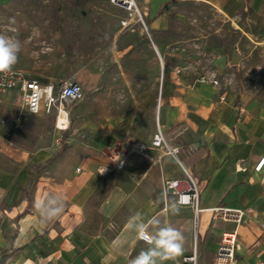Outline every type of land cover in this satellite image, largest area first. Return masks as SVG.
I'll return each instance as SVG.
<instances>
[{
	"label": "crops",
	"instance_id": "crops-1",
	"mask_svg": "<svg viewBox=\"0 0 264 264\" xmlns=\"http://www.w3.org/2000/svg\"><path fill=\"white\" fill-rule=\"evenodd\" d=\"M161 1L149 0L144 11L153 19V44L121 45L115 76L100 66L103 46L92 54L89 45V56L85 47L75 50L74 76L90 102L67 110L73 133L65 131L69 124L57 128L58 113L53 119L46 110L29 114L18 91L0 94V264H129L151 246L141 231L153 238L165 225L183 234V249L158 264H176L195 244L198 264H214L222 234L236 227L214 218L211 209L221 206L245 211L234 264H264V167L255 170L264 155V99L240 88L190 84L168 62L156 106L151 97L156 81L161 84L163 47L154 33L163 20L157 17ZM210 1L229 21L247 3L249 15L258 18L255 33L264 34V0ZM117 96L128 98L117 104ZM103 97L114 103L103 104ZM157 122L178 155L152 146ZM186 172L199 189L198 213L179 205L167 187L181 180L186 189ZM50 196L63 208L42 223L35 205Z\"/></svg>",
	"mask_w": 264,
	"mask_h": 264
},
{
	"label": "rangeland",
	"instance_id": "rangeland-1",
	"mask_svg": "<svg viewBox=\"0 0 264 264\" xmlns=\"http://www.w3.org/2000/svg\"><path fill=\"white\" fill-rule=\"evenodd\" d=\"M135 1L139 11L130 13L110 0H0V34L20 42L14 68L27 71L29 76L45 83L60 85L77 81L75 50L85 47L83 54L89 56L91 44L92 54L98 51V45L103 46L99 51L105 58L100 66L106 75L115 76L121 70L114 58L121 45L153 42L150 33L153 19L144 13L149 0ZM160 5L157 17L163 20L154 34L163 47L162 76L161 84L156 81V95L151 97L158 100L156 106L161 105L170 65L190 84L240 88L242 92L249 91L253 99H264V34L255 33L260 30L258 18L249 15L247 3L236 9V16H229L230 21L219 14L223 9L210 0H163ZM163 51L168 53V59ZM234 52L240 56L236 65L232 64ZM203 77L211 81L204 82ZM83 91L82 100L64 103L67 110L89 104L90 96L84 87ZM114 98L119 101L117 104H123L128 97ZM109 99L103 97L102 103L113 104ZM56 113L55 108L48 113L50 119ZM242 113H246L244 108ZM69 121L67 134L73 133L72 112Z\"/></svg>",
	"mask_w": 264,
	"mask_h": 264
},
{
	"label": "built area",
	"instance_id": "built-area-1",
	"mask_svg": "<svg viewBox=\"0 0 264 264\" xmlns=\"http://www.w3.org/2000/svg\"><path fill=\"white\" fill-rule=\"evenodd\" d=\"M112 4L126 10L127 12L139 11L135 0H110ZM204 82L211 79L203 77ZM18 91L21 95L22 103L29 114H39L42 110L51 112L54 108L58 114L67 116L68 123L59 125L60 130L67 129L69 124V112L64 106L66 102L80 101L84 97L82 85L73 80L65 81L60 85L55 83H45L40 79L31 78L27 71L13 68L6 73H0V94L10 91ZM31 108V110H29ZM152 146L164 150L165 154L178 155L179 147L170 145L164 131L160 126L152 139ZM121 166V163L119 164ZM264 167V155L258 161L255 170L261 171ZM79 170V169H78ZM186 189L181 190V180H174L167 183V187L174 189L177 194V203L182 206H192L195 212L201 211L199 207V189L194 178L188 173ZM215 219L231 222L236 225L235 229L227 230L222 234L219 247L216 253L214 264H234L236 250L238 246V227L244 222L245 211L240 208L215 207L211 209ZM197 226V223L195 224ZM140 238L147 243L152 242V237L146 232L141 231ZM176 264H198L197 245L195 244L193 253L183 257Z\"/></svg>",
	"mask_w": 264,
	"mask_h": 264
},
{
	"label": "clouds",
	"instance_id": "clouds-1",
	"mask_svg": "<svg viewBox=\"0 0 264 264\" xmlns=\"http://www.w3.org/2000/svg\"><path fill=\"white\" fill-rule=\"evenodd\" d=\"M20 50L21 45L18 39L0 34V73L9 72L14 68L18 62ZM117 160H120V157ZM35 207L40 212L41 222L46 223L62 211L63 201L56 196H50L46 201H38ZM172 211L178 212L179 209L173 208ZM183 243V234L178 229L171 225L159 227L152 238L151 246L132 258L129 264H158V261L175 259L181 254Z\"/></svg>",
	"mask_w": 264,
	"mask_h": 264
},
{
	"label": "bare ground",
	"instance_id": "bare-ground-1",
	"mask_svg": "<svg viewBox=\"0 0 264 264\" xmlns=\"http://www.w3.org/2000/svg\"><path fill=\"white\" fill-rule=\"evenodd\" d=\"M67 123H68L67 116L61 114V115L58 117V124H59V125H64V124H67Z\"/></svg>",
	"mask_w": 264,
	"mask_h": 264
},
{
	"label": "water",
	"instance_id": "water-1",
	"mask_svg": "<svg viewBox=\"0 0 264 264\" xmlns=\"http://www.w3.org/2000/svg\"><path fill=\"white\" fill-rule=\"evenodd\" d=\"M239 59H240V56H239V54H238V53H236V52H234V54H233V57H232V64H233V65H236V64H238V62H239Z\"/></svg>",
	"mask_w": 264,
	"mask_h": 264
},
{
	"label": "trees",
	"instance_id": "trees-1",
	"mask_svg": "<svg viewBox=\"0 0 264 264\" xmlns=\"http://www.w3.org/2000/svg\"><path fill=\"white\" fill-rule=\"evenodd\" d=\"M15 129H12L11 131H9V133L6 134L7 138L9 137L10 134H12L14 132Z\"/></svg>",
	"mask_w": 264,
	"mask_h": 264
}]
</instances>
